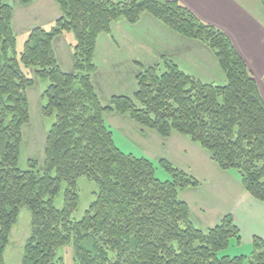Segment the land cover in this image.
<instances>
[{
	"label": "trees",
	"instance_id": "1",
	"mask_svg": "<svg viewBox=\"0 0 264 264\" xmlns=\"http://www.w3.org/2000/svg\"><path fill=\"white\" fill-rule=\"evenodd\" d=\"M9 1L0 0V264L23 208L31 213V234L22 264H65L57 252L71 243L77 264H264L259 237L249 257L221 256L232 239L242 244L233 216L199 229L181 193L201 183L165 159L160 162L171 179H159L151 159L116 146L105 120L111 113L128 115L165 139L173 133L188 137L222 171L237 170L243 188L264 202V100L229 36L177 0H55L61 17L49 30L33 29L18 55ZM145 14L205 44L227 83H203L165 59L164 68H142L133 97L113 96L104 106L92 79L98 39L114 23L136 25ZM67 33L76 38L71 73L62 70L54 50L55 40ZM22 66L34 67L36 78L49 82L42 114L55 121L42 169H34L35 161L29 170L19 166L23 126L30 121L28 90L36 83ZM82 177L99 190L76 220ZM63 184L64 205L58 208Z\"/></svg>",
	"mask_w": 264,
	"mask_h": 264
},
{
	"label": "rangeland",
	"instance_id": "2",
	"mask_svg": "<svg viewBox=\"0 0 264 264\" xmlns=\"http://www.w3.org/2000/svg\"><path fill=\"white\" fill-rule=\"evenodd\" d=\"M9 2L10 4H16L18 0H10ZM240 8L243 10L245 20L239 16L238 25H236L237 23L235 25L231 24L238 37V40L235 39L236 43L234 42V45L238 50L240 48L245 57L248 58V61H245L258 82L260 95L264 100V8L262 6L257 8L255 4L251 3H243ZM21 18L23 19V16ZM143 28H145V24L131 29L134 32H139ZM150 31H141L138 36L142 39L153 38ZM16 35V49L18 55H20L23 52L28 35L26 32L19 30L18 24ZM75 44L76 38L72 33L64 34L56 41L55 50L65 72L71 73L74 71L73 53ZM122 50L119 54L99 56V71L93 74L97 75L95 83L104 106L110 104L113 96L126 95L133 97L137 90L136 74L138 75L140 70H136L135 66H129L125 60V58L129 59L132 56L129 51L130 47L126 49L122 47ZM144 52L145 50L138 51V54L142 53L141 57L143 58L144 54H146ZM119 56L124 57V59L120 60ZM159 62L161 61L159 60ZM161 67L164 68V64ZM217 67L220 69L219 66ZM22 70L29 78L35 79L36 83L28 90L30 121L23 126V142L19 166L21 170H29L32 168L30 162L35 161L36 166L34 169H42L45 162L47 135L55 121L54 116L46 117L42 114V107L47 103L43 95L49 86V82L37 79L34 67L22 66ZM207 70L206 75L205 70L201 69L199 71V74H201L199 76H201L200 78L203 82L207 81V78L211 76V78L216 79L212 81L215 84L225 85L227 83L225 76V78H222L223 76L218 74L219 77H216L217 73L215 71ZM219 71V73H223L221 70ZM221 78L222 80H220ZM107 115V117L105 116L107 119L106 123L114 133L116 146L125 154L151 159L159 179L163 181L171 179V174L160 162L161 159H165L175 168L195 177L201 183L198 189L193 188L182 194L183 199L192 208L195 226L203 230H209L218 226L225 216L236 210L239 191L242 187L237 170H231L227 174L224 173L225 171L222 172L218 165L211 160L208 152L186 136L173 133L169 139H165L155 131L143 129L128 115L117 113ZM65 188L66 185L63 184L62 191L56 199L58 208H62L64 205ZM78 189L80 202L72 218L81 220L91 203L96 199L99 187L95 181L82 177L78 180ZM259 214L264 215V209L261 208ZM30 234L31 213L27 208H23L17 223L11 231L9 244L5 251V264H22L24 248ZM241 237V245L237 244L235 239H232L229 248L222 252L221 256L249 257L254 250L253 231L245 228L241 233ZM57 256L63 258L65 264H77L74 260L72 243L60 248ZM245 264H249L248 261Z\"/></svg>",
	"mask_w": 264,
	"mask_h": 264
},
{
	"label": "crops",
	"instance_id": "3",
	"mask_svg": "<svg viewBox=\"0 0 264 264\" xmlns=\"http://www.w3.org/2000/svg\"><path fill=\"white\" fill-rule=\"evenodd\" d=\"M177 1H179L182 5L191 9L203 22L211 24L216 28L220 29L221 31H223L224 33H226L231 39L233 44L235 42V39L238 40V37L235 30L232 29L231 24L235 25L237 23L236 25H238L239 16L240 18H243L245 20L244 18L245 15L243 13V10L240 8V6H242L243 3L255 4L257 8L262 6L260 0H177ZM12 4L11 5L14 8L13 28L15 34H16L17 24L19 30L26 32L29 37L31 31L35 28L41 27L46 30L51 29L55 24V22L61 17L60 7L55 0H33L32 3L29 5H23L21 4L20 0H18L16 4L14 3ZM22 16L23 19L21 18ZM142 24H145V28H143L139 32L141 31L147 32L151 30L150 33L152 34L153 38L142 39L140 36H138L139 32L133 31V29L137 28ZM57 39L54 42V50ZM122 47H125V49L127 47H130L129 51L132 54V56L129 59L125 58V60L127 61V64L129 66H135L134 68L136 70L139 69L140 72L141 69L144 67L163 65L165 59H167L173 61L175 64L178 65V67L181 70L185 71L186 73L195 77L201 82H203L202 79L200 78L201 76H199L201 75L199 74V71L201 69L205 70V75L208 71L207 69H211L217 73L216 77H219L218 74H221V76H223L222 78L226 77L214 53L205 44L196 40H190L184 38L183 36L172 31L167 26H165L164 24H162L161 22H159L158 20L147 14L143 15L139 23H137L136 25H131L124 20L118 21L112 25L111 32L109 34L101 35L99 37L95 52V65L97 68L95 73H98L99 71V65H98L100 62L99 56L101 55L111 56L113 54H119V52L123 51ZM235 48L239 52V54L246 61H248L247 60L248 58L245 57V55L242 53L240 48L239 50L237 49L236 46ZM143 50H145L144 53L146 54H144L142 58L141 57L142 53L138 54V51H143ZM55 54L61 66L56 50H55ZM119 59L122 60L124 59V57L119 56ZM159 60L161 62H159ZM217 66H219L220 69H218ZM61 68L63 70L62 66ZM219 70H221L224 73V75H222L223 73H219L220 72ZM96 76L97 75H93L92 79H93V84L99 94V90L95 83ZM222 78L220 80H222ZM214 80L216 79L211 78V76H209L207 78V81L203 83L215 84V82H212ZM106 117L105 120H107ZM224 173L227 174L228 172H224ZM236 180L237 182H239L238 179ZM194 189H198V188H194ZM188 190L190 189H187L181 193L182 199H183L182 194L184 192H187ZM244 190L245 189L242 186L239 191L237 208L236 210L231 212L230 215L233 216L235 223L240 229L241 233L243 232V230H245V228L250 229L251 231H253V238L259 237L264 240V215L259 214L260 209L261 208L264 209V202H260L256 200L246 190L245 191ZM185 202L188 203L187 201ZM189 208L191 212L192 221L195 224L192 208L190 206ZM199 229L202 228L199 227Z\"/></svg>",
	"mask_w": 264,
	"mask_h": 264
}]
</instances>
